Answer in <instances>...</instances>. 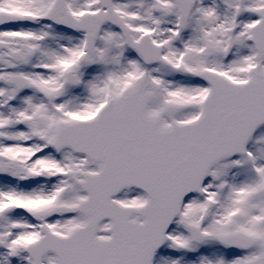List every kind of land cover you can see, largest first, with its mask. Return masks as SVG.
<instances>
[{
  "label": "snow or ice",
  "instance_id": "1",
  "mask_svg": "<svg viewBox=\"0 0 264 264\" xmlns=\"http://www.w3.org/2000/svg\"><path fill=\"white\" fill-rule=\"evenodd\" d=\"M0 264H264V0H0Z\"/></svg>",
  "mask_w": 264,
  "mask_h": 264
}]
</instances>
